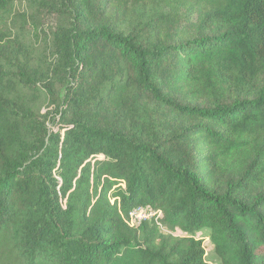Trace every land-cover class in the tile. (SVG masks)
<instances>
[{
    "label": "trees",
    "instance_id": "16d2710c",
    "mask_svg": "<svg viewBox=\"0 0 264 264\" xmlns=\"http://www.w3.org/2000/svg\"><path fill=\"white\" fill-rule=\"evenodd\" d=\"M13 1L0 264H210L203 230L218 264H264V0H58V117L29 138L13 90L47 78L5 52ZM139 205L160 214L133 226Z\"/></svg>",
    "mask_w": 264,
    "mask_h": 264
},
{
    "label": "rangeland",
    "instance_id": "374dc122",
    "mask_svg": "<svg viewBox=\"0 0 264 264\" xmlns=\"http://www.w3.org/2000/svg\"><path fill=\"white\" fill-rule=\"evenodd\" d=\"M11 5L10 11L3 17L7 20V25L13 34L9 39L12 49L9 51L6 47L5 52L12 54L14 63L21 67L25 66L31 75L35 73L37 77L40 75L47 78L36 81L34 87L19 85L13 90V97L16 99L14 113L17 121L15 126L20 137L29 138V136L23 135V131L28 130L30 125L33 126L34 117L48 120L46 122L48 128L53 127V122L58 117V113L54 112L55 104L52 102L53 97L50 94V92L56 93L60 89L56 83L60 77L53 69L55 68L56 53L52 48V28L62 24L64 18L58 0H14ZM150 12L151 9L148 6L138 7L134 10L135 17L140 19L147 18ZM53 83L57 87L48 89V86ZM162 231L172 235L181 234L178 230L167 228ZM206 234V230L198 233L205 239L206 259L210 264H218L212 245L205 237Z\"/></svg>",
    "mask_w": 264,
    "mask_h": 264
},
{
    "label": "built area",
    "instance_id": "2783aa9c",
    "mask_svg": "<svg viewBox=\"0 0 264 264\" xmlns=\"http://www.w3.org/2000/svg\"><path fill=\"white\" fill-rule=\"evenodd\" d=\"M160 214L159 211H155L149 207L139 205L128 213L129 223L133 226H138L144 221H148L152 217H156Z\"/></svg>",
    "mask_w": 264,
    "mask_h": 264
}]
</instances>
